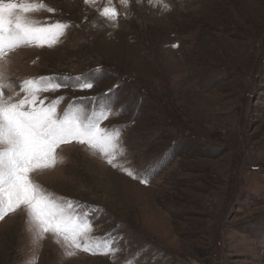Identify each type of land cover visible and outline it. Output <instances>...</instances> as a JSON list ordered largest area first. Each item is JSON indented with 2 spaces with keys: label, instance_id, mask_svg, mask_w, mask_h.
Returning <instances> with one entry per match:
<instances>
[{
  "label": "rangeland",
  "instance_id": "374dc122",
  "mask_svg": "<svg viewBox=\"0 0 264 264\" xmlns=\"http://www.w3.org/2000/svg\"><path fill=\"white\" fill-rule=\"evenodd\" d=\"M45 3L55 11L31 18L70 27L0 60L4 93L21 99L19 82L50 77L66 86L37 103L63 98L58 115L111 109L101 126L121 129L120 166L73 141L32 178L84 205L91 235L120 251L67 256L18 210L0 221V264H264V0H113L115 24L99 15L107 0ZM135 119L150 130H126Z\"/></svg>",
  "mask_w": 264,
  "mask_h": 264
},
{
  "label": "snow or ice",
  "instance_id": "6c2138e0",
  "mask_svg": "<svg viewBox=\"0 0 264 264\" xmlns=\"http://www.w3.org/2000/svg\"><path fill=\"white\" fill-rule=\"evenodd\" d=\"M97 0H84L85 4H95ZM139 2V0H137ZM127 8L130 0H120ZM150 4L168 5L163 0H149ZM40 10L54 12L45 0H0V60L20 47H52L57 44L70 25L66 22H40L31 18L30 13ZM99 15L115 24L120 13L113 0H107L99 10ZM78 87L91 89L89 79L80 82ZM52 78H28L19 82V96L5 95L4 89L11 87L5 81L0 67V221L18 210L25 211L36 239L52 234L57 243H63L67 256L79 251L92 255H115L120 249L113 247L114 240L109 236L96 238L93 232L91 213L83 210L79 201L57 197L36 182L32 175L52 169L63 158L57 155L61 144L73 141L86 145L94 153H99L113 167L118 157L124 155L120 138L121 129L101 127V122L112 115L110 108L98 113L85 115L82 108L72 110L69 106L63 115H58V103L63 99L45 106L39 100L41 92L64 87ZM134 179L133 171L123 169ZM141 183L147 184L146 178ZM125 264H134L126 260Z\"/></svg>",
  "mask_w": 264,
  "mask_h": 264
},
{
  "label": "crops",
  "instance_id": "0c3cea01",
  "mask_svg": "<svg viewBox=\"0 0 264 264\" xmlns=\"http://www.w3.org/2000/svg\"><path fill=\"white\" fill-rule=\"evenodd\" d=\"M151 68V66L150 65H147V69H150ZM139 120H137V119H135L133 122H131L129 125H127L126 126V130H128L129 132H132V131H134V130H137L139 127H141V128H144V127H146V126H144V127H142V125H139ZM142 123H143V125L144 124H146V121H141ZM107 123V122H106ZM106 123L105 124H103L101 127H104V128H109V129H111V128H116V127H113V126H106ZM117 126V125H116ZM148 127H146V129H147ZM149 130H150V128H148ZM145 132V131H144ZM147 133V132H146ZM121 141V140H120ZM102 160V158L100 157L99 158V160Z\"/></svg>",
  "mask_w": 264,
  "mask_h": 264
}]
</instances>
